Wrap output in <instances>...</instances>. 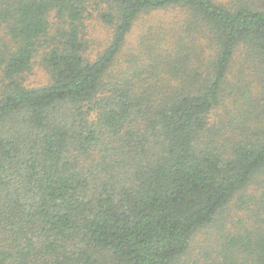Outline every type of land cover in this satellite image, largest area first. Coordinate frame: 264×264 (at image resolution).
<instances>
[{
  "label": "trees",
  "instance_id": "trees-1",
  "mask_svg": "<svg viewBox=\"0 0 264 264\" xmlns=\"http://www.w3.org/2000/svg\"><path fill=\"white\" fill-rule=\"evenodd\" d=\"M88 3L0 0V264H264V0Z\"/></svg>",
  "mask_w": 264,
  "mask_h": 264
},
{
  "label": "rangeland",
  "instance_id": "rangeland-1",
  "mask_svg": "<svg viewBox=\"0 0 264 264\" xmlns=\"http://www.w3.org/2000/svg\"><path fill=\"white\" fill-rule=\"evenodd\" d=\"M219 1V0H218ZM226 2V0H220ZM104 9V4L102 0H89L87 5L86 12L83 18V27H84V40L88 47V54L91 59L95 58L96 55L103 50L108 41L110 39V35L112 33L111 29L105 25V23L100 18V15ZM174 13L172 12H164L154 16H144L140 20V22L132 29V32L129 36L130 45L135 46L140 36L145 33L147 29L146 26H151L155 24H159L162 21L170 19ZM53 21V20H52ZM151 24V25H150ZM153 27V26H152ZM54 32V30H53ZM2 32L0 31V37ZM2 40V39H1ZM0 40V42H1ZM45 48L41 49L42 50ZM238 68H241L239 66ZM238 68L236 69L235 74L237 76ZM242 69V68H241ZM249 72V71H248ZM245 76H250L245 74ZM49 83V76L46 75V71L42 68L39 63V58H36L35 63L29 73L24 75V84L28 88H38ZM235 201L228 208L224 219L222 220L221 225L225 226V230H234L237 229L238 226H242L247 222L248 212L243 208L242 211H239L234 205ZM234 205V206H233ZM249 205V203H248ZM250 207V206H249ZM212 232H215L214 230ZM211 239L208 237L207 232H203L196 238V243H198L194 249L195 258L200 260H204L205 255H209L210 257L215 258V254L211 251L212 247L210 242ZM210 262V260H208Z\"/></svg>",
  "mask_w": 264,
  "mask_h": 264
}]
</instances>
